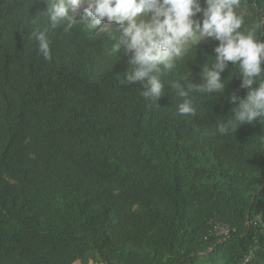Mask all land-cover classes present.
I'll use <instances>...</instances> for the list:
<instances>
[{
  "label": "trees",
  "instance_id": "16d2710c",
  "mask_svg": "<svg viewBox=\"0 0 264 264\" xmlns=\"http://www.w3.org/2000/svg\"><path fill=\"white\" fill-rule=\"evenodd\" d=\"M40 1L0 0V264H264V125L215 130L247 95L235 69L181 116L175 90L156 104L124 83L109 35L49 30L45 61ZM240 5L264 18V0Z\"/></svg>",
  "mask_w": 264,
  "mask_h": 264
},
{
  "label": "clouds",
  "instance_id": "9594fccd",
  "mask_svg": "<svg viewBox=\"0 0 264 264\" xmlns=\"http://www.w3.org/2000/svg\"><path fill=\"white\" fill-rule=\"evenodd\" d=\"M47 4V10L37 17L46 16L49 28L31 33L45 61L53 59L49 30L62 28L68 33L77 25L90 32L107 30L112 43L116 36L110 26L115 24L122 29L123 39L112 44L111 50L119 53L123 47L130 54L123 81L139 83L145 100L157 104L167 86L169 92L175 90L181 98L175 104L178 114L196 116L192 94L224 95L230 70L235 69V76L241 77L240 89H246L247 95L241 97L239 89L232 92L228 98L234 105L231 115L216 120V132L225 136L244 124L259 121L264 125V35L259 34L264 29V18L248 23L238 11L240 0H47ZM209 38L219 43L215 55L208 56L201 66L202 82L190 81L189 67L186 74H177L189 50L198 49ZM226 71L230 73L227 80L222 78ZM169 73L176 79L166 80ZM260 140L264 143V136Z\"/></svg>",
  "mask_w": 264,
  "mask_h": 264
},
{
  "label": "rangeland",
  "instance_id": "374dc122",
  "mask_svg": "<svg viewBox=\"0 0 264 264\" xmlns=\"http://www.w3.org/2000/svg\"><path fill=\"white\" fill-rule=\"evenodd\" d=\"M47 7H48L47 0H41L40 1V8L42 9V11H46ZM81 11H82V9H81ZM238 11L245 15L248 23H251L252 21L257 20L259 18H262L260 10L257 7H248V6L240 5V8L238 9ZM70 15H71V13H70ZM76 19H77V21H79L80 17L77 16ZM103 26L104 25L102 24L101 27H103ZM110 27L116 36V40L113 41V43L115 44L117 42H120L123 39L122 29H120V27L118 25H115V24L111 25ZM96 33H98L99 35H109L107 30L99 32V29H97ZM218 43H219L218 41H215V40H212L211 38H209L208 40L201 42V44L198 46V49L195 47L191 48L189 50V52L185 55L183 61L180 62L179 68L177 70V74H179V75L186 74L187 69L189 67V71L191 72L190 81L192 83H196V84L201 83L202 82V78L200 76L201 71L197 70L194 67V63H195V61H198L200 59L204 60L206 63L207 57L212 56L214 49ZM110 54L114 58H116L118 60H122L126 63L128 62L129 55H130V54L125 53L123 47L119 53H113L111 50ZM210 61H211V58H209V62ZM173 76L176 77V75H174V74H173ZM222 78L226 80L224 73L222 74ZM220 97H221V99H223L225 97V95H222ZM3 106L4 105L0 101V108H3ZM28 142L30 145L32 143H34L33 138H29ZM135 209H137V207H134V210ZM216 231H217L218 236L223 237L226 233H228V227H226L223 224H219L217 226ZM207 252H210V250ZM207 252L206 251L201 252L200 256L205 257L207 255ZM249 261H250V259H246L245 261H241L239 264H248ZM74 264H104V263H101V261L97 258V256L91 255V256L87 257L86 260L78 261ZM215 264H226V263H225V261H218Z\"/></svg>",
  "mask_w": 264,
  "mask_h": 264
},
{
  "label": "water",
  "instance_id": "95a60500",
  "mask_svg": "<svg viewBox=\"0 0 264 264\" xmlns=\"http://www.w3.org/2000/svg\"><path fill=\"white\" fill-rule=\"evenodd\" d=\"M262 42H264V39H262Z\"/></svg>",
  "mask_w": 264,
  "mask_h": 264
},
{
  "label": "built area",
  "instance_id": "2783aa9c",
  "mask_svg": "<svg viewBox=\"0 0 264 264\" xmlns=\"http://www.w3.org/2000/svg\"><path fill=\"white\" fill-rule=\"evenodd\" d=\"M225 235H227V233Z\"/></svg>",
  "mask_w": 264,
  "mask_h": 264
}]
</instances>
